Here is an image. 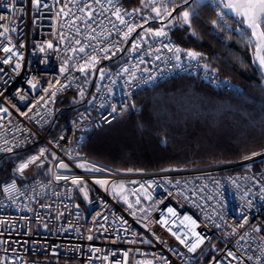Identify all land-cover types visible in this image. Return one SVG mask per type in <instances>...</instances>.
Returning a JSON list of instances; mask_svg holds the SVG:
<instances>
[{
    "label": "built area",
    "instance_id": "obj_1",
    "mask_svg": "<svg viewBox=\"0 0 264 264\" xmlns=\"http://www.w3.org/2000/svg\"><path fill=\"white\" fill-rule=\"evenodd\" d=\"M42 3L48 6L35 9L32 0H0V17H4L0 20V32L4 27L9 28L0 36V107L8 109L7 113L0 112V156L38 146L22 162L25 163L39 155L42 148L46 149L44 156L29 164L23 173L19 172L20 179L12 177L0 182V264H193L195 261L198 264H264V194L261 193L264 160L255 170H233L264 159V151L250 156L251 159L219 165L120 172L93 161L83 150L96 130L124 112L139 111L135 95L142 89L180 78L197 79L216 91L241 93V88L231 78L220 75L207 54L200 53L197 60L188 58L186 52L193 50L181 46L171 36V29H165L167 37L136 35L127 47L126 58L115 66L110 65L109 61L125 50L134 32L125 39L127 26L121 25L112 12L119 8L124 19L136 25V31L139 25H145L146 17L148 22L155 19L150 7L140 5L126 10L123 0H112L111 4L108 0L100 3L42 0ZM205 3L220 30L240 34L253 45L252 37L231 16L219 19L216 0H205ZM85 4L90 8L80 12ZM61 8L71 15L57 17ZM134 9L141 11L134 12ZM67 21H74V25L69 27ZM12 28L16 30L11 31ZM61 34L67 38L63 42ZM92 36L95 39H90ZM75 39H80L82 44L75 45ZM49 41L54 47L41 51L40 46ZM85 44L91 46L80 53L79 47ZM134 45L139 46L134 48ZM164 45L179 47L180 60ZM5 46L18 53L9 63H3L11 55L3 51ZM70 47H76L77 52H71ZM102 48L108 52L101 51ZM89 56H96L98 62L81 73L79 68ZM16 63H20L19 69H15ZM61 68L66 70L62 72ZM61 85L68 86L57 91L52 102L51 92ZM81 89L83 94L90 91V98L58 137L51 140L44 129L55 118L57 98L69 92L80 93ZM113 106L117 109L115 113ZM8 148L12 150L7 151ZM52 153L57 159H53ZM60 161L68 168H59ZM41 163L48 165L46 175L35 174ZM81 164L83 168L79 167ZM93 166L100 171H89ZM53 173L69 179L56 181ZM74 177L83 178L87 199L80 186L71 183ZM96 180L108 183L101 185ZM116 182L126 184L127 203L113 190ZM13 183L16 190L5 192ZM140 184L145 187L140 188ZM128 204L133 208L129 209ZM169 208L175 215L168 212ZM242 215L247 217V223L240 228L239 224L244 223ZM186 216L197 222L194 230L205 237L204 244L195 253H189L172 235L173 231L168 230H181L189 242L193 241L195 237L186 232L191 227L190 221L184 220ZM162 220L167 223L162 225ZM233 226L237 228L235 234ZM254 228L260 231H253ZM245 233V239L241 240ZM126 251L127 257L123 255ZM229 251L239 259L229 257Z\"/></svg>",
    "mask_w": 264,
    "mask_h": 264
},
{
    "label": "trees",
    "instance_id": "obj_2",
    "mask_svg": "<svg viewBox=\"0 0 264 264\" xmlns=\"http://www.w3.org/2000/svg\"><path fill=\"white\" fill-rule=\"evenodd\" d=\"M123 1L126 10L142 5L141 0ZM183 2L174 0L168 7L172 10ZM185 10L194 12L190 27L176 20L169 25L172 18L146 27L168 25L181 46L207 54L212 67L231 78L241 93L216 91L194 78L142 89L135 95L138 112L127 111L89 136L83 150L93 161L120 172L157 171L225 164L264 151V79L251 46L242 35L220 30L204 0H194L179 14ZM127 54L128 49L120 52L109 64L117 65ZM90 95V91L84 96L69 92L57 98L55 118L44 133L55 140ZM37 150L38 146H29L0 156V182L20 179L19 163ZM12 154H20L19 162L6 160ZM46 165L40 164L35 174L46 175Z\"/></svg>",
    "mask_w": 264,
    "mask_h": 264
},
{
    "label": "snow or ice",
    "instance_id": "obj_3",
    "mask_svg": "<svg viewBox=\"0 0 264 264\" xmlns=\"http://www.w3.org/2000/svg\"><path fill=\"white\" fill-rule=\"evenodd\" d=\"M59 2V0H58ZM185 3L188 2V0H184ZM96 3H100V0H96ZM108 3L111 4L112 0H108ZM142 3V7L143 8H151V11L155 13V18H159L161 21H163L166 17H171L172 16V11H175V8L172 9V11H169V4L174 3V0H168L167 3H159L157 4V0H141ZM32 5L33 8L38 9L40 7H47L48 5L46 3H42V0H32ZM216 5L217 8L220 9V11L217 12V16L219 17L220 20H223L225 16H234L238 23L241 25L246 26L249 30H251V36L252 38L255 39L256 42V52H257V56L259 59V64L261 68H264V56L259 55L262 51H264V0H216ZM65 7H67V5H65ZM85 8H90V5L85 4L84 8H80V12H84ZM134 12H140L141 9H134ZM61 14H63L64 16H69L71 15V12H65L64 8H61L59 10V12L56 13V16L59 17ZM112 15L115 16V18L120 22L121 25H126L127 26V32L124 33L125 39H127V37L130 35L131 32L135 31L136 25L130 24L128 23L124 17L121 15V10L119 8H116L113 12ZM125 15H129L128 13H125ZM194 15L193 11L190 10H185L183 11L178 17H172L171 20H169V25L173 22V20L176 21H180L183 24L189 25V27L191 26V18ZM91 14H89V19H91ZM4 17H0V20H3ZM149 18H145L143 23H147ZM67 23L69 24V27L74 25V21H67ZM214 24L217 23V21H213ZM140 27H143V24L139 25ZM168 25H163L160 28L153 30L151 28L145 29V31L149 34H151L153 37H167V32L165 31V28ZM90 27V26H89ZM113 27H115V25H113ZM15 28H12L11 31H15ZM9 31V28L4 27L3 31L0 32V36H3L5 33H7ZM92 31H95V29H92ZM76 34L79 35V29H76ZM193 35H195V32H193ZM60 39L63 42L64 40H66L67 38L61 34L60 35ZM90 39H95L94 36L90 37ZM10 42V41H9ZM74 44L75 45H81L82 42L80 39H75L74 40ZM91 46L90 44H85L79 47L78 51L80 53H84L85 52V48ZM139 45H134L135 47H138ZM20 47H23V45L21 44ZM45 47L48 49H52L54 47L53 43L51 41L47 42L46 45H41L40 46V50L44 51ZM164 47L168 48L169 51H173L176 55H175V59L177 61L180 60V55L179 53L182 51L179 47H170L169 45H164ZM69 50L73 53L77 52V48L76 47H70ZM3 51L5 53H11L10 56H8L7 58L4 59L3 63H9V61L12 59L13 56H18V53L13 51L12 47H7L5 46L3 48ZM101 51L107 53L108 49L107 48H102ZM186 56L192 60H197L198 58L201 57V54L195 51H187L186 52ZM107 58V57H105ZM160 57L157 56V59H159ZM71 59V58H69ZM96 62H98L97 57L96 56H89L87 61L85 62L84 65H82L79 68V71L81 73H85L87 68L90 67L91 65H94ZM65 65H67V61H65ZM21 67L20 63H16L15 65V69H19ZM205 67L207 68V65H205ZM66 68H61V71H65ZM125 71H127V69H125ZM101 78H103V71L101 70ZM29 84L32 85L33 88L36 87V84H34L32 81H29ZM68 85H61V88H58L56 91L51 92L49 99L54 102V97L56 96L57 91L61 90L64 87H67ZM80 95L83 96V90L81 89L80 91ZM24 97L21 96V99H23ZM41 99H43V97H41ZM47 103V102H46ZM117 111L116 107L113 106L112 107V112L115 113ZM0 112H4L7 113L8 109L5 107H0ZM22 115H27V113H22ZM61 139H63V137H61ZM7 151H11V148L6 149ZM46 149L42 148L40 150L39 155L37 156H33L31 157L27 162L22 163L19 165V168L17 169L18 172L23 173L24 169L29 167V164L35 163L36 161H38L42 156H44ZM253 156L259 155V153H253ZM53 159H57V157L55 156V153H52ZM252 157H245V159H251ZM59 168L61 169H67L68 165L65 164L63 161H60ZM79 167L83 168L84 165L81 164L79 165ZM89 171H100V169L96 168L95 166H93L92 168L88 169ZM131 171V170H129ZM53 177L56 181L59 180H68L69 177L67 176H63L60 174H56L53 173ZM98 184L101 185H105L108 183L107 180H96L95 181ZM71 183L73 185H77L80 186V191L84 193V198L87 199L88 198V192H87V186L83 181V178L80 177H74L71 178ZM131 183L135 184L137 183L136 181H132ZM180 182L177 181L176 184L178 185ZM217 183H219L217 181ZM140 188H144V184H140L139 185ZM149 187H151V185H149ZM119 189V193L117 194H121L123 193L125 186L123 183L119 184V185H114L113 186V190L116 191V189ZM16 190V186L15 183L11 184L10 186L6 187L4 189L5 192H10V191H15ZM145 191L147 192V189H145ZM200 191H203V189H200ZM261 193L264 194V188H261ZM133 194H136L135 192H133ZM182 194V193H181ZM122 198L124 199V201L127 203V197L126 196H122ZM147 198H151V195L149 194ZM209 199H211V197H209ZM262 199H264V195H262ZM136 203L139 204L140 203V198L137 195V199H136ZM251 202H249L250 204ZM129 209L133 208L132 204H128ZM140 211H145L144 209H140ZM168 212L171 213L172 215H175V212L172 208L168 209ZM133 215H135V212L132 213ZM105 219H107V217H105ZM122 219V218H121ZM221 219H223V217H221ZM241 219L244 221L243 224H239L240 228H243L244 225L247 223V217L242 215ZM184 220L190 221L191 223V227H188L187 225H185V227H188V232L191 233L192 237H195V239L191 242H189V237L187 236V234H185L183 236V238L181 237V235H178L176 232H172V230L169 228L168 230L170 232H172V235L176 237V239L182 244L185 245L187 247V250L189 253H195L197 251L198 248H200V246L202 244H204L205 242V237L203 235H201L199 232H196L194 229L195 227H197V222L195 220H193L191 217H184ZM123 223H126V221H122ZM160 223L162 225L166 224L167 221L166 220H162L160 221ZM239 223V222H238ZM217 227H220V225H216ZM145 227H147V225H145ZM237 231V228L235 226L232 227V233L235 234ZM253 231H260L259 228H254ZM247 235V233H245L244 235H242L240 237L241 240L245 239V236ZM88 239L91 240L92 236H88ZM145 243H150V241H143ZM96 251H99V249H97ZM123 255L125 257L128 256V252H124ZM227 255L229 257H231L233 260H237L239 259L237 256L234 255L233 252L229 251L227 253ZM104 259H107V257H104ZM249 259H252L251 257H249Z\"/></svg>",
    "mask_w": 264,
    "mask_h": 264
},
{
    "label": "water",
    "instance_id": "obj_4",
    "mask_svg": "<svg viewBox=\"0 0 264 264\" xmlns=\"http://www.w3.org/2000/svg\"><path fill=\"white\" fill-rule=\"evenodd\" d=\"M193 1H194V0H188L187 3L183 2V3L179 4V5H177V6L175 7V11H172V16H171V17H167V18L164 19L163 21H161V20H159V19H154V20H152V21L146 23L145 25H143V27H141V28H144V27H146V26L153 25V24H160V23H163V22L168 21V20L171 19L172 17H176V16L178 15L179 11H181L183 8H185V7H187L188 5H190ZM231 17H232V18L238 23L237 19H236L234 16H231ZM238 24H239V23H238ZM240 25H241V24H240ZM241 26H242L246 31H248V32L250 33V35H251V30H249V29H248L246 26H244V25H241ZM140 30H141V29H138V30H136V31L133 33V35L131 36V38L129 39V41H128V42L126 43V45H125V50H126V48L128 47V45L130 44L132 38H133L134 36H136ZM251 37H252V36H251ZM252 39H253L254 44H255V47H254V50H253V60H254V63H255V65H256L258 71L260 72V74L262 75V77H263V79H264V68H261V67H260L259 59H258L257 52H256V42H255V39H254V38H252ZM259 55L264 56V51H262Z\"/></svg>",
    "mask_w": 264,
    "mask_h": 264
},
{
    "label": "rangeland",
    "instance_id": "obj_5",
    "mask_svg": "<svg viewBox=\"0 0 264 264\" xmlns=\"http://www.w3.org/2000/svg\"><path fill=\"white\" fill-rule=\"evenodd\" d=\"M160 1H161V0H159V3H160ZM159 3H158V4H159ZM170 10H171V9L169 8V11H170ZM165 29H171V28H165ZM171 30H173V29H171ZM247 44L249 45V42H248V41H247ZM192 50L195 51V52H198V53H204V52L196 51L195 49H192ZM204 54H205V53H204ZM84 95H86V94H83V96H84ZM19 155H20V154H12L11 156L7 157L6 160H8V161L11 160V162H13V163H17V162H19V159H20V158H19ZM21 163H22V162H21ZM21 163H19V165H20ZM41 164H42V163H41ZM19 165H18V166H19ZM38 166H39V165H38ZM47 168H48V165H46L45 169L47 170ZM121 183H123V182H116V183H114V185H119V184H121ZM123 184H124V186H125V189H124L123 193H121L120 195H121V196H126V197H128V192H127L128 190H127L126 184H125V183H123ZM114 185H113V186H114ZM116 191L119 192V189L117 188Z\"/></svg>",
    "mask_w": 264,
    "mask_h": 264
},
{
    "label": "bare ground",
    "instance_id": "obj_6",
    "mask_svg": "<svg viewBox=\"0 0 264 264\" xmlns=\"http://www.w3.org/2000/svg\"><path fill=\"white\" fill-rule=\"evenodd\" d=\"M125 113V112H124ZM122 115V114H121ZM51 140H53V139H51ZM263 152V151H262ZM260 153V152H259ZM253 156V155H252ZM250 157V156H249ZM245 159V158H244ZM242 160V159H241ZM264 159H261V160H259V161H257V162H254V163H258V164H260L262 161H263ZM237 161H239V160H237ZM232 162H235V161H232ZM229 163V162H228ZM249 164H252V163H249ZM249 164H246V165H239V166H237L236 168H234L233 170L234 171H247V170H249V169H246V170H236L237 168H240V167H245V166H247V165H249ZM258 167H259V165H258ZM257 167V168H258ZM256 168V169H257ZM174 169H178V168H174ZM252 170H255V169H252ZM187 221V220H186ZM187 222H189V221H187ZM172 231L173 232H176L178 235H181V237L183 238V235L181 234V230H174V229H172ZM187 233H188V235H191V233L190 232H188V230L186 231ZM176 239V238H175Z\"/></svg>",
    "mask_w": 264,
    "mask_h": 264
},
{
    "label": "crops",
    "instance_id": "obj_7",
    "mask_svg": "<svg viewBox=\"0 0 264 264\" xmlns=\"http://www.w3.org/2000/svg\"><path fill=\"white\" fill-rule=\"evenodd\" d=\"M179 14V13H178ZM180 15V14H179ZM178 15V16H179ZM159 19V18H158ZM161 26H156V27H146L145 29H148V28H151V29H153V30H156V29H158V28H160ZM145 29H143L142 31H141V33H143V34H146V35H151V34H149V33H147L146 31H145Z\"/></svg>",
    "mask_w": 264,
    "mask_h": 264
}]
</instances>
